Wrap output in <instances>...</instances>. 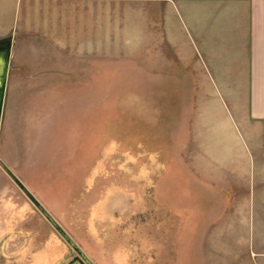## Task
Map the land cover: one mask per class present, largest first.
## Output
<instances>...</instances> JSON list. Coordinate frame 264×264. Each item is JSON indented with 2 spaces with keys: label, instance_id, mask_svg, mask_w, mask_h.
I'll list each match as a JSON object with an SVG mask.
<instances>
[{
  "label": "rangeland",
  "instance_id": "obj_1",
  "mask_svg": "<svg viewBox=\"0 0 264 264\" xmlns=\"http://www.w3.org/2000/svg\"><path fill=\"white\" fill-rule=\"evenodd\" d=\"M166 79L165 87L140 75L107 77L106 92L7 94L0 184L35 219L11 221L9 237L0 230V264L242 258L244 238L228 234L242 206L211 203L210 173L200 170L210 148L202 124L219 110L209 94L175 91L176 78Z\"/></svg>",
  "mask_w": 264,
  "mask_h": 264
},
{
  "label": "crops",
  "instance_id": "obj_2",
  "mask_svg": "<svg viewBox=\"0 0 264 264\" xmlns=\"http://www.w3.org/2000/svg\"><path fill=\"white\" fill-rule=\"evenodd\" d=\"M4 43L0 134L12 91L106 92L107 77L142 75L209 94L220 115L202 124L210 170H200L210 173L211 203L242 206L228 234L244 238L243 255L227 264H264V0H0ZM0 185L9 237L11 221L35 214Z\"/></svg>",
  "mask_w": 264,
  "mask_h": 264
},
{
  "label": "water",
  "instance_id": "obj_3",
  "mask_svg": "<svg viewBox=\"0 0 264 264\" xmlns=\"http://www.w3.org/2000/svg\"><path fill=\"white\" fill-rule=\"evenodd\" d=\"M7 55H8V44L4 43L0 45V114L3 102V87L4 78L7 65Z\"/></svg>",
  "mask_w": 264,
  "mask_h": 264
}]
</instances>
